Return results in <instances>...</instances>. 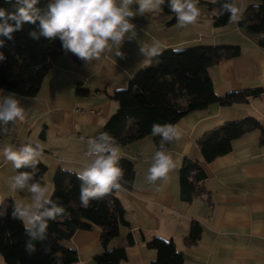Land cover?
Masks as SVG:
<instances>
[{
    "label": "crops",
    "instance_id": "1",
    "mask_svg": "<svg viewBox=\"0 0 264 264\" xmlns=\"http://www.w3.org/2000/svg\"><path fill=\"white\" fill-rule=\"evenodd\" d=\"M236 2L243 12L261 0ZM209 3L199 0L201 16L197 23L183 28L177 26L174 13H136L131 18L136 35L129 39L131 33L126 34L119 46L121 56L116 55L113 46L112 52L89 63L63 51L33 97L0 89V96L13 94L26 110L23 121L15 125L9 122L7 134L0 124V202L11 198L15 204H33L27 187L22 191L10 187L17 172L2 154L9 144L16 148L25 143L42 144L44 153L38 159L47 166L44 187L49 198L57 170L78 172L91 162L92 157L85 155L88 140L97 137L117 110L114 91L126 87L128 80L151 60L142 47L159 41V53L168 47L237 44L240 55L222 59L209 69L215 92L224 96L232 91L262 88V93L230 105L212 103L181 118L175 125L181 138L164 150L175 162L167 180L153 184L146 179L157 151L154 137L119 147V157L132 159L136 174L130 187L117 192L128 224L121 226L120 235L110 242L109 249L131 234L135 242L127 246V258L120 264H151L157 251L148 242L160 236L174 240L177 250L183 253V264H264L262 130L254 129L235 139L227 154L211 162L204 159L197 143L206 131L227 121L255 117L264 128V49L257 35L242 30L237 23L216 26L215 9ZM79 87L86 91L79 92ZM184 158L199 161L207 174L201 183L205 194L190 202L181 198L179 170ZM194 220L201 223L203 232L196 243L188 245L185 236ZM67 243L78 252L75 264H92L104 250L97 226L76 231Z\"/></svg>",
    "mask_w": 264,
    "mask_h": 264
},
{
    "label": "trees",
    "instance_id": "2",
    "mask_svg": "<svg viewBox=\"0 0 264 264\" xmlns=\"http://www.w3.org/2000/svg\"><path fill=\"white\" fill-rule=\"evenodd\" d=\"M52 2L54 0H39L34 7L43 15ZM230 2L231 0H216L215 4L209 3L215 9L216 26L229 24L227 12L219 18L216 13L222 11L224 3ZM18 6L15 0H0V7L8 11H14ZM162 8L163 13H172L168 0H165ZM238 25L242 30L257 35L258 44L264 49V39L260 37L264 33V0L246 7ZM30 31L39 34L38 22L36 25L25 24L21 31L13 33L12 40L0 36V40L4 41L3 46H0V53L5 57L0 60V89L24 97H33L39 92L45 76L64 51L59 38L48 40L40 37L36 41L29 37ZM173 49L164 48L152 56L150 64L139 69L126 87L114 91L112 97L118 101L119 106L99 130L97 137L101 132H108L119 147H125L152 135L153 124L176 125L187 113L204 109L212 103L230 105L262 93V88L232 91L224 96L215 92L209 69L222 59L240 55V45L198 44L183 47L179 54L174 53ZM78 91L86 90L79 87ZM254 129L262 130L264 142L261 121L255 117H246L224 122L206 131L197 143L204 159L211 162L227 154L235 139ZM154 140L158 150L163 138L156 135ZM174 141L163 142V150L172 147ZM118 166L124 170V176L120 180L122 187H130L136 174L134 161L122 157ZM46 171L47 166L41 161L35 169H16L17 175L20 172L33 173V178L28 183H39L41 186H45ZM75 173L59 169L54 174V190L50 199L57 206L64 207L65 212L58 215L55 221L45 218L48 228L44 239H33L24 230L23 223L12 218L16 204L11 198L0 202V253L6 264H75L79 260L78 252L67 242L76 231L89 230L95 226L101 230L104 250L94 257L92 264H120L127 258L126 248L135 242L131 234L109 249L110 242L120 235L121 226L128 224L118 191L113 190L102 199H92L89 207L84 208L80 202L83 181L77 179ZM206 177V171L199 161L184 158L179 170L182 200L190 202L196 196L204 195L205 188L201 183ZM51 206L48 204L45 207ZM202 232L201 223L194 220L185 236V242L188 245L196 243ZM29 243L34 245L35 251L29 252ZM148 246L157 251V257L151 264L184 262L183 253L177 250L173 239L154 236Z\"/></svg>",
    "mask_w": 264,
    "mask_h": 264
},
{
    "label": "clouds",
    "instance_id": "3",
    "mask_svg": "<svg viewBox=\"0 0 264 264\" xmlns=\"http://www.w3.org/2000/svg\"><path fill=\"white\" fill-rule=\"evenodd\" d=\"M38 2L39 0H15L19 6L14 11L0 7V36L12 40L13 33L21 31L25 24L36 25L38 22L39 34L30 31L28 35L31 39L38 41L40 37L48 40L59 38L64 51L89 63L99 59L102 54L112 52L113 46L116 47V55L121 56L119 46L126 34L131 33L129 39L136 35V26L131 23V18L137 12L140 15L162 12L165 4V0H120L119 4L117 0H54L48 4L46 13L41 15L34 7ZM210 2L215 4L216 0ZM134 4L138 6L135 10L132 8ZM198 4L199 0H168V7L175 14L178 27L197 23L201 16ZM224 12L229 14V23L238 24L242 18V10L236 0L224 3L222 11L216 13V17L219 18ZM260 37L264 39V33ZM3 44L4 41L0 40V46ZM159 47V41H155L151 46L142 47L141 51H146L148 56H155ZM182 51V48L173 49L176 54ZM4 59V55L0 53V60ZM25 117V107L13 94L0 96V124L5 126L4 134H7L9 122L15 125ZM152 135L163 138L160 148L154 154L153 163L147 170V181L155 184L157 181L167 180L169 172L175 168L172 155L163 150V142L179 140L181 132L171 123L153 124ZM43 153L44 148L40 143H25L19 148L9 144L2 149L5 161L10 162L15 169H35L40 163L38 158ZM118 153L119 146L108 132H101L98 137L88 140L85 155L92 157L91 162L75 173L77 179L83 181L80 188L82 207L88 208L92 199H102L113 190H121L120 180L124 176V170L118 166ZM32 178L33 173L29 172H20L12 178V190L22 191L27 187L33 196L32 205H14L12 218L19 219L26 233L33 239H44L48 228L45 218L55 221L58 215L65 212V208L53 203L47 196L46 187L39 183L28 184ZM48 204L52 206L45 207ZM27 247L29 252L35 251L31 243Z\"/></svg>",
    "mask_w": 264,
    "mask_h": 264
},
{
    "label": "rangeland",
    "instance_id": "4",
    "mask_svg": "<svg viewBox=\"0 0 264 264\" xmlns=\"http://www.w3.org/2000/svg\"><path fill=\"white\" fill-rule=\"evenodd\" d=\"M132 8L135 10L136 9V7H134L133 5H132ZM137 14H138V12H137ZM135 17V16H134ZM150 64V62L148 63V64H146L145 66H143L144 68L145 67H147L148 65ZM132 78V77H131ZM129 81V80H128ZM148 137H150V138H152V137H154L153 135H149ZM0 264H6V262L4 261V259H3V256H2V254L0 253Z\"/></svg>",
    "mask_w": 264,
    "mask_h": 264
},
{
    "label": "built area",
    "instance_id": "5",
    "mask_svg": "<svg viewBox=\"0 0 264 264\" xmlns=\"http://www.w3.org/2000/svg\"><path fill=\"white\" fill-rule=\"evenodd\" d=\"M100 95V94H99Z\"/></svg>",
    "mask_w": 264,
    "mask_h": 264
}]
</instances>
